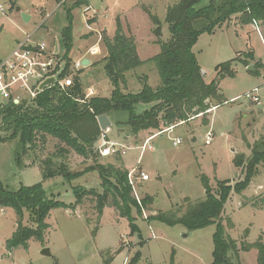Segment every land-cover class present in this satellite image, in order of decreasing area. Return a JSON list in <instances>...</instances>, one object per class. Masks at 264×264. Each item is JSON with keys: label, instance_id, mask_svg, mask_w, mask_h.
I'll return each instance as SVG.
<instances>
[{"label": "rangeland", "instance_id": "374dc122", "mask_svg": "<svg viewBox=\"0 0 264 264\" xmlns=\"http://www.w3.org/2000/svg\"><path fill=\"white\" fill-rule=\"evenodd\" d=\"M178 1L86 0L77 5L76 0H0L3 9L0 12V54L4 57L16 41L26 37L31 43H43L47 48L56 44L57 60L65 65L68 59L70 64L69 87L76 75L85 93L91 88L94 96L109 97L115 85L103 61L107 54L101 37L112 39L121 30L133 38L136 55L143 64L127 72L126 85L119 83L118 88L123 93L136 94L142 88L140 78L146 76L147 84L155 89L161 80L150 59L160 52L158 40L169 38L164 19L168 7ZM209 1L201 0L198 6L208 5ZM22 15L30 19L24 22ZM250 26L230 21L213 33L200 34L192 48L206 83L214 80L217 65L251 54L247 67L234 61V76L219 81L226 103L207 115L177 126L170 133L154 137L142 153L140 149L148 133L128 136L114 122L103 133L106 141L123 149L118 154L99 158L100 165L111 164L128 172L136 169V173L144 171L149 176L147 181L137 180L134 187L133 193L138 196L136 202L141 203L146 196L153 200L150 210L144 209L142 216L131 209L134 229L129 219L112 207L106 206L98 215L94 196L74 206V187L93 188L101 193L96 172H87L70 182L60 176L45 180L39 165L31 160L33 154L18 160L21 150L18 140L0 141V187L12 192L40 185L48 199L61 204L50 210L43 241L32 239L26 249L16 248L10 253L5 249V242L16 228L17 217L13 210L0 207V264H130L131 261V264H212L214 225L199 233L181 226L148 223L147 219L159 212L171 211L184 199L203 200V177L208 179L212 189L223 180L234 184L242 176L240 169L234 166L235 158L240 154L249 157V148L264 137V29L259 33ZM157 28L160 36L155 35ZM66 35L70 39L69 50L63 41ZM93 47L98 48V54L89 53ZM83 59L90 64L75 70V62ZM256 63L258 73L252 75L257 69ZM249 66H252L251 71ZM254 90L259 103L245 97ZM207 132L213 135L208 145L205 144ZM4 136L0 131V137ZM176 139H181V143L174 147L172 141ZM55 144L56 141L50 139L45 147H36L35 158L46 159L56 153L60 147ZM60 162H65L72 173H82L92 164V159L85 161L70 151ZM263 195L264 163H261L248 187L241 194H232L224 205L222 224L226 235L238 244L244 241L251 246L247 251H239L236 264H257L254 245L258 240L264 244V209L253 208L252 203ZM23 215L21 226L34 227L28 212L24 211ZM43 249H47L50 256L42 255ZM135 257L138 259L133 261Z\"/></svg>", "mask_w": 264, "mask_h": 264}, {"label": "trees", "instance_id": "16d2710c", "mask_svg": "<svg viewBox=\"0 0 264 264\" xmlns=\"http://www.w3.org/2000/svg\"><path fill=\"white\" fill-rule=\"evenodd\" d=\"M200 2L179 0L168 7L164 22L168 26L169 38L166 41L158 40L160 52L150 59L161 80L157 88H151L144 76L140 78L143 83L138 93L121 92L118 85H126L125 74L139 68L143 62L136 55L131 36L124 35L121 30L112 39L103 35L101 42L107 54L103 61L106 63L108 77L115 85L110 96L85 98V89L74 75L73 85L65 91L51 87L28 102L3 105L0 108V131L5 136L0 137V141L18 140L21 148L18 160L33 154L31 160L39 165L45 180L60 176L70 182L87 172H96L100 179L101 193H96L93 188L74 187V206L80 205L88 196H94V208L98 215L106 206L112 207L120 216L128 218L134 229L131 209L142 216L144 209L150 210L152 197L146 196L141 203H137L128 184V171H122L111 164L102 166L98 163L101 157L96 146L102 133L96 118L105 115L128 136L145 132L150 137L164 128L177 126L181 122L185 124L193 118L197 119L198 115H207L212 108L227 102L220 92L219 81L226 76H234V61L242 62L247 67L251 54H247L244 60L235 58L234 61L217 65L214 80L206 83L192 52L197 37L203 33H213L217 27L233 20L240 26H252L255 22L257 27L264 28V0H210L208 5L199 7ZM84 3L86 0L75 2L77 5ZM155 35L160 36L159 28ZM63 41L69 50V36L66 35ZM64 62L65 70L60 78L69 75L68 59ZM256 67L252 75L258 73V63ZM50 139L60 147L57 152L48 155L46 159L35 158L36 147H45ZM249 150V157L240 154L234 160L235 168L242 172L234 184L223 180L212 189L208 179L203 177V200L192 202L184 199L171 211L150 216L148 223L181 226L188 231H201L214 225L212 264H236L239 251H247L251 246L244 241L238 244L226 235L222 224L223 208L232 194H241L248 187L256 176L257 166L264 163V137L255 141ZM70 151L85 161L92 159V164L82 173H72L65 162H60V158ZM58 206H61L60 202L48 199L40 185L12 192L0 187V207L13 210L17 217L16 228L5 242L6 251L10 253L16 248L26 249L28 241L32 239L43 241L50 210ZM252 207L264 209V195L258 197ZM24 211L30 215L34 227L21 226ZM254 247L257 250L256 263L264 264V244L258 240ZM137 259L135 257L133 261Z\"/></svg>", "mask_w": 264, "mask_h": 264}, {"label": "built area", "instance_id": "2783aa9c", "mask_svg": "<svg viewBox=\"0 0 264 264\" xmlns=\"http://www.w3.org/2000/svg\"><path fill=\"white\" fill-rule=\"evenodd\" d=\"M0 12H3V9L0 8ZM253 26L258 32L259 28L255 22ZM89 53L92 55L98 54V48H91ZM81 68H84L81 61L75 62L74 69L79 70ZM64 70L65 65L56 58L55 45L51 48H47V45L43 43H31L29 37H26L25 40L18 42L8 55L0 57V105H8L10 102L17 105L28 102L51 87H58L65 91V89L71 85V82L68 80V75L64 78H60ZM48 79H53V83L41 87ZM94 95V91L88 88L85 93V98ZM245 97L252 103L260 102V98L255 90L254 92L246 93ZM215 109L216 108H212L208 112ZM199 116L200 115H198L197 118ZM194 119L195 118H193V120ZM181 124H183V122L179 123V125ZM177 126L164 128L161 132L148 137L145 140V144L140 149V152L142 153L145 145L152 138L164 133H170ZM107 131L108 130L104 131V133ZM102 135L103 133L101 136ZM212 138V133L207 132L205 144H210ZM180 143L181 139L173 140L172 146H179ZM118 146L119 145L116 143L106 141L102 136L101 143L98 144L96 148L99 156L105 158L110 155L118 154L120 149H123L122 146ZM120 154L123 156L124 152L122 151ZM127 175L131 192L135 196V199H138V196L133 193L136 181H147L149 180V176L144 172L136 173V169H131Z\"/></svg>", "mask_w": 264, "mask_h": 264}, {"label": "water", "instance_id": "95a60500", "mask_svg": "<svg viewBox=\"0 0 264 264\" xmlns=\"http://www.w3.org/2000/svg\"><path fill=\"white\" fill-rule=\"evenodd\" d=\"M20 11V9L19 8H17L16 9V12H19ZM22 20L24 21V22H26V21H28L29 20V16H25V15H22ZM57 51H58V46L55 44V53L57 54ZM82 63V66L84 67V66H87V65H89L90 63L88 62V60H86V59H83V61L81 62ZM252 67V66H251ZM250 66L248 67V70L249 71H251L252 70V68H251ZM202 72V71H201ZM202 75H203V72H202ZM53 83V79H48V80H46V82H44V84L41 86V87H44V86H47V85H49V84H52ZM2 106L0 105V108H1ZM97 119V122H98V126H99V129H100V132L101 133H104V131H106V130H109L110 129V127L112 126V122H111V120L110 119H108L105 115L104 116H100V117H98V118H96ZM237 177V176H236ZM199 233L201 232V231H198ZM41 253H42V255H45V256H50V252L47 250V249H43L42 251H41Z\"/></svg>", "mask_w": 264, "mask_h": 264}, {"label": "crops", "instance_id": "0c3cea01", "mask_svg": "<svg viewBox=\"0 0 264 264\" xmlns=\"http://www.w3.org/2000/svg\"><path fill=\"white\" fill-rule=\"evenodd\" d=\"M29 19H30V16H29ZM252 26H253V25H252ZM252 26H250V27L252 28ZM253 27H254V26H253ZM258 28H259V32H260V29H261V30L264 29L263 27H258ZM18 42H20V41H16V42L13 44L12 49L15 47V45H16ZM54 45H55V44H54ZM12 49H11V50H12ZM11 50H10V51H11ZM10 51H8V53H9ZM8 53H7L6 55H8ZM6 55H5V56H6ZM0 57H2L1 54H0ZM82 61H83V60H81V62H82ZM152 139H153V138H152ZM152 139H151V140H152ZM143 172H144V171H143ZM144 173H145V172H144Z\"/></svg>", "mask_w": 264, "mask_h": 264}]
</instances>
